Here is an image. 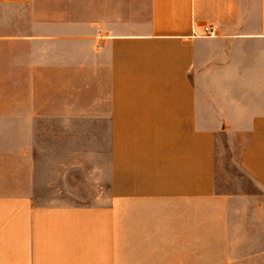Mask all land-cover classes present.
<instances>
[{"label": "crops", "instance_id": "0c3cea01", "mask_svg": "<svg viewBox=\"0 0 264 264\" xmlns=\"http://www.w3.org/2000/svg\"><path fill=\"white\" fill-rule=\"evenodd\" d=\"M1 89L0 264L264 247V0H0Z\"/></svg>", "mask_w": 264, "mask_h": 264}, {"label": "rangeland", "instance_id": "374dc122", "mask_svg": "<svg viewBox=\"0 0 264 264\" xmlns=\"http://www.w3.org/2000/svg\"><path fill=\"white\" fill-rule=\"evenodd\" d=\"M4 95V90L1 89L0 90V96H3ZM253 245H255L252 249H240V250H237V259H240V263L238 264H246L245 263V257H244V254L245 252H248L249 254L250 253H259L261 252L263 255L262 256H259V257H256L254 258L253 260V263L252 264H264V247L263 248H255L257 247L258 245H260L259 242H253L252 243ZM264 246V245H263ZM253 259V258H252ZM262 259V261H260Z\"/></svg>", "mask_w": 264, "mask_h": 264}, {"label": "built area", "instance_id": "2783aa9c", "mask_svg": "<svg viewBox=\"0 0 264 264\" xmlns=\"http://www.w3.org/2000/svg\"><path fill=\"white\" fill-rule=\"evenodd\" d=\"M215 32H216V30L212 26H208V27L205 28L206 36H214Z\"/></svg>", "mask_w": 264, "mask_h": 264}]
</instances>
